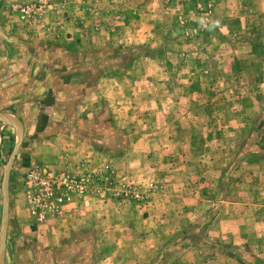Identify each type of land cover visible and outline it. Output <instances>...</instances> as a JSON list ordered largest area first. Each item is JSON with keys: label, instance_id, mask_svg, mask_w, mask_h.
<instances>
[{"label": "rangeland", "instance_id": "rangeland-1", "mask_svg": "<svg viewBox=\"0 0 264 264\" xmlns=\"http://www.w3.org/2000/svg\"><path fill=\"white\" fill-rule=\"evenodd\" d=\"M50 34L89 55L32 52ZM7 39L42 91L22 86L20 156L0 163V264H264V0H0ZM60 174L83 193L58 200Z\"/></svg>", "mask_w": 264, "mask_h": 264}, {"label": "crops", "instance_id": "crops-1", "mask_svg": "<svg viewBox=\"0 0 264 264\" xmlns=\"http://www.w3.org/2000/svg\"><path fill=\"white\" fill-rule=\"evenodd\" d=\"M75 27L77 28V26ZM44 37L45 39L42 40L38 39V41H34V40L31 41V39L27 41L28 45H30V48L33 50L32 52L37 53V50L40 49V46L44 44V46H48L47 49H50V52H54L55 62L56 60H63L67 58H71V59L73 58L78 59L80 57L84 58L85 55H89V52L87 50H86L87 52L79 51L80 42L77 39H75V37L56 36V34H50L47 35V37L46 36ZM10 42L11 41H9L8 39L7 41L0 40V109H7L4 111L0 110V163L3 165V167L5 166V163L8 164L9 162H11V159L13 158H15L17 161V158L20 155L16 154L15 147L18 145V143L21 147L22 139L24 136L23 124L20 118L21 112L20 110H18V108H21L19 104V101L21 100L17 98V95L23 92L22 86H25L23 90L25 91L28 90L27 92L28 93L31 92L32 94L33 92L38 93L42 91V89L38 85L33 84L34 86H32L30 89H27L26 84L25 85L21 84L19 75L34 76L37 73V71L35 72V70L31 69L33 67H30L29 69L23 68V70L22 68H20L22 74L17 73L19 67H16L14 58H12L13 55L11 52V48L9 46ZM34 44H38V45L34 46ZM69 45H72L73 47H69ZM44 65H45L43 68L44 71L41 72L40 75L43 74L45 76H57L63 74L60 72H66L63 71V69L61 68L48 67L47 69V64ZM77 70H78L77 68L72 67L68 69V72L70 74H74V72H76ZM56 88H54L55 91L57 90ZM47 99H49V97L46 98L45 100H43V98L39 99L38 95L35 94L34 98L29 100V105L30 107L36 106L35 102H37L38 106L40 105V107L50 109L52 108L50 106L52 103V99L51 98L49 100ZM9 109H11L12 112H10ZM9 132L12 133V145H13L12 150H6L4 147L6 142L5 138L7 133ZM22 154L23 153H21V155ZM5 159L7 160L5 163H3Z\"/></svg>", "mask_w": 264, "mask_h": 264}, {"label": "built area", "instance_id": "built-area-1", "mask_svg": "<svg viewBox=\"0 0 264 264\" xmlns=\"http://www.w3.org/2000/svg\"><path fill=\"white\" fill-rule=\"evenodd\" d=\"M36 7L33 4H27L19 8L22 18H26L34 12ZM57 188L61 190L58 200L67 195L68 190L74 189L79 193H83V186L78 183L74 177L66 174H60L55 177ZM27 187V200L30 211L36 221H42L44 216V208L49 205V198L52 195V185L49 178L41 176L39 169L31 167L28 169L25 177Z\"/></svg>", "mask_w": 264, "mask_h": 264}]
</instances>
